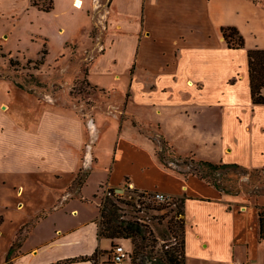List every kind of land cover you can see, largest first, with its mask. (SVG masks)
Returning a JSON list of instances; mask_svg holds the SVG:
<instances>
[{"label":"crops","instance_id":"1","mask_svg":"<svg viewBox=\"0 0 264 264\" xmlns=\"http://www.w3.org/2000/svg\"><path fill=\"white\" fill-rule=\"evenodd\" d=\"M73 2L69 0L71 6ZM111 17L112 46L98 60L105 59L102 67L105 64L103 69L108 70L115 63L113 59H127L134 74L131 86L138 78L134 65L137 74L154 69L157 80L134 93L133 98L144 108V116H148L143 121L153 127L157 125L159 136L168 140L175 156L194 155L216 163H238L248 169L264 167V125L249 130L242 120L264 108V104L253 103L248 65V50L264 48V2L113 0ZM228 25L239 28L245 37L244 47L228 46L222 32V26ZM63 28L66 31L61 27V32ZM149 44L155 47V54L147 53ZM227 95L239 101L233 103ZM239 102L240 106H233ZM226 112L230 113L228 120ZM48 116L56 123L49 126L39 122L28 127L19 122L22 132L32 130L39 141L33 140L25 147L29 157L20 170L16 169L19 171H0L7 174L0 177V217L4 218L0 229L15 223L14 237L0 264H6L12 245L13 264H57L96 253V262L76 260L64 264H115L111 259L112 240L98 236L100 214L97 216L92 208L99 209V205L94 196L84 193L95 164L75 192L70 187L82 168L80 150L84 133L81 134L76 121L67 127L70 120L67 121L66 115ZM186 116L193 119L194 130L208 132L216 138L215 144L225 142L221 158L198 155L194 143L182 147L184 141L180 140L185 136L182 128H188ZM125 123L133 125L136 139L149 144L128 141L122 128L111 149L107 182L115 188L159 190L176 199L185 196L187 263L192 256L213 264L245 259L264 264V240L259 234V206H264V192L244 188L230 192L194 173L167 167L148 132L142 131L139 123L137 126L131 121ZM71 127L75 129L72 131ZM2 129L3 126L0 132ZM8 132L6 128L4 135ZM4 135L0 134V138ZM67 155L72 161L70 167L65 163L53 164L52 160L61 161ZM122 160L135 165L143 176L137 178L129 169L118 180H112ZM35 167L40 176H33ZM58 172L63 176L55 177ZM125 241L129 246L124 245L132 249V240ZM120 264H132V260L129 257Z\"/></svg>","mask_w":264,"mask_h":264},{"label":"rangeland","instance_id":"2","mask_svg":"<svg viewBox=\"0 0 264 264\" xmlns=\"http://www.w3.org/2000/svg\"><path fill=\"white\" fill-rule=\"evenodd\" d=\"M112 4L113 0H84V5L77 8L71 6L69 0H55L54 9L45 13L32 6L31 0H0V127L3 126L0 134L4 135L6 128L9 129V132L0 138V171L2 169L9 173L19 171V167H23L28 161L26 158L29 154L25 152V147L29 143L32 144L33 140L39 141V136L32 130L22 132L19 122L28 127L39 122L50 126L56 122L48 115H66L67 121L70 120L66 122V126L69 127L71 121L78 122L79 131L81 134L83 131L85 136L80 150L82 168L70 186L71 190L74 191L83 184L89 168L95 164L88 185L84 188L87 196H94L98 205L109 197L113 198L121 207L118 212L123 218L146 220L147 222L139 221L158 236L164 235L168 240L177 243L179 240L172 238L169 232L168 221L178 207L154 203L141 215L137 213L134 201L130 199V195L137 189L125 186L126 194L121 199H117L118 196L115 194H110V190L115 187L107 182L109 176L107 164L111 159L113 142L119 139L122 128L123 136L128 141L134 139L137 143L147 142L136 139L133 125L125 122L131 121L135 125L139 123L142 131L148 132L149 137L154 139L160 137L157 125L153 127L145 122L148 116H144V108L133 98L134 93L138 94L137 92L147 88L145 85L157 80L158 75L154 69L139 71L137 74L138 68L134 65V73L138 78L131 86L134 74H131L129 68L132 64L128 67L127 59L122 58V61L120 58L113 59L115 63L108 70L103 69L105 64L102 67L105 59L98 60L112 46L111 24H114L111 17ZM61 27H65L66 31L63 28L61 32ZM154 48L149 44L147 53L155 54ZM45 49L48 53L42 64H39ZM117 63L120 64L116 65ZM234 78L231 79L233 83ZM227 97L230 101L232 99L233 103L239 101L235 97L229 95ZM240 103L233 106H240ZM250 107L249 105V109ZM229 114L225 113L226 120ZM242 120L244 125L249 126L247 128L249 130L264 125V108ZM193 122V119L186 116L185 123H188V128H182L185 135L184 140H180V143L184 141L182 147L194 143L198 148V155L221 158L225 142L220 140L215 144L216 138L208 132L194 130ZM227 126L228 124L226 128ZM71 128L72 131L75 129ZM60 139L64 142L63 137ZM170 151L168 150V154ZM52 156L54 154H51ZM175 159L180 163V168L188 173L199 171L208 175V170L198 164L199 158L194 155ZM52 161H55L53 162L55 165L62 163L69 167L72 165L69 156L61 161ZM129 169L137 178L143 176L135 165L122 160L112 174V180H118L122 177L121 173ZM33 171H35L33 176L39 175L36 167ZM5 175L7 174L3 175V172H0V177ZM61 176L63 174L60 172L55 174V177ZM208 178L230 192H238L243 188L248 191L254 190L253 192H264V167L252 169L225 167ZM124 201H130L132 204ZM160 206L163 207L155 208ZM173 207L175 210H172ZM92 212L97 216L100 214L98 208L93 207ZM14 224H7L0 229V263L5 259L6 248L14 237ZM160 242L164 240L160 239ZM116 243L127 242L119 238L116 239ZM127 244L129 246V243ZM188 264L213 263L203 262L191 256Z\"/></svg>","mask_w":264,"mask_h":264},{"label":"trees","instance_id":"3","mask_svg":"<svg viewBox=\"0 0 264 264\" xmlns=\"http://www.w3.org/2000/svg\"><path fill=\"white\" fill-rule=\"evenodd\" d=\"M31 4L41 11L51 12L55 7V0H31ZM222 32L229 47L241 48L245 46V37L237 26H222ZM47 53L46 49L42 52L41 63L39 61V64H42L43 58ZM248 58L250 91L253 103L264 104V48L249 49ZM152 139L157 145L158 156L167 167L173 168V166H175V169L188 173L180 168V163L175 161V157L179 159H181V157L175 156V154L173 155L174 157L172 156L173 152L170 151L171 147L167 139L163 137H156V140L154 138ZM168 150L171 152L170 154H168ZM198 164L208 170V175L200 173L199 171L194 174L219 188L222 187L221 184L210 180L208 178L209 175L213 176L214 172H218L225 167L245 168L238 163H216L207 159H199ZM117 199H121V197H117ZM124 202L132 204L130 201ZM175 202V206L178 207V209L168 221V228L172 238L179 240L177 243H173L170 239L168 240L164 235L158 236L148 226V228H145L144 223H141L139 220L123 218L118 212L121 207L111 197L99 205L100 216L98 221V236L100 238L106 237L111 239L113 246L117 244L116 239H131L133 243L132 251L130 249L132 264H188L184 217L185 196L178 197ZM168 206L172 205L168 204ZM162 207L163 206L155 208L161 209ZM172 210H175V208L173 207ZM2 220L3 218L0 217V222ZM259 234L260 239L264 240V206H259ZM160 239H163L164 242L161 243ZM13 250L14 245L11 246L7 253L6 264H13L11 261ZM96 256L97 253L90 256L86 255L69 258L57 264H64L76 260H93L96 262Z\"/></svg>","mask_w":264,"mask_h":264},{"label":"built area","instance_id":"4","mask_svg":"<svg viewBox=\"0 0 264 264\" xmlns=\"http://www.w3.org/2000/svg\"><path fill=\"white\" fill-rule=\"evenodd\" d=\"M126 187L114 188L110 190V194H115L118 197H123L126 194ZM130 199L134 200V206L138 214H144L148 210L150 204L154 203H166L172 206L176 205V197L172 194L163 191H147V190H136L134 194L130 195ZM144 222L141 218H138ZM130 257V249L124 244L118 243L111 249V259L115 264L122 263L125 259ZM227 264H255L251 259L245 260H232Z\"/></svg>","mask_w":264,"mask_h":264},{"label":"bare ground","instance_id":"5","mask_svg":"<svg viewBox=\"0 0 264 264\" xmlns=\"http://www.w3.org/2000/svg\"><path fill=\"white\" fill-rule=\"evenodd\" d=\"M83 3V0H74L73 5L79 8L83 6Z\"/></svg>","mask_w":264,"mask_h":264}]
</instances>
